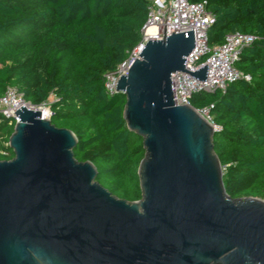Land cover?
Instances as JSON below:
<instances>
[{"label":"water","instance_id":"95a60500","mask_svg":"<svg viewBox=\"0 0 264 264\" xmlns=\"http://www.w3.org/2000/svg\"><path fill=\"white\" fill-rule=\"evenodd\" d=\"M193 30L149 39L126 74L124 118L143 137L142 197L127 200L74 155L69 128L21 104L0 160V264H264V199L226 191L214 125L174 102L172 74L204 79L186 56Z\"/></svg>","mask_w":264,"mask_h":264},{"label":"trees","instance_id":"16d2710c","mask_svg":"<svg viewBox=\"0 0 264 264\" xmlns=\"http://www.w3.org/2000/svg\"><path fill=\"white\" fill-rule=\"evenodd\" d=\"M207 1L215 15L210 45L232 31L258 38L235 62L250 80L198 92L191 104L214 105L227 193L264 199V0ZM146 18V0H0V97L15 86L32 104H49L52 123L78 138L75 157L91 160L97 180L131 201L142 197L143 137L127 127L126 95L107 93L105 74L130 57ZM14 127L0 113V160L14 157L8 145Z\"/></svg>","mask_w":264,"mask_h":264},{"label":"built area","instance_id":"2783aa9c","mask_svg":"<svg viewBox=\"0 0 264 264\" xmlns=\"http://www.w3.org/2000/svg\"><path fill=\"white\" fill-rule=\"evenodd\" d=\"M147 18L141 29V41L134 48L130 57L120 63L114 70L105 74V87L107 93L114 94L117 91V79L121 74L128 72L129 66L138 56L140 50L149 39H162L164 35L174 32L193 30L195 46L186 56V68L195 70L208 64L204 79L193 76L190 73L178 71L172 74L174 102L176 104H191V98L198 92L225 91L228 85L239 78L250 80V75L239 71L235 62L240 58L244 48L250 46L258 36L240 31L226 34L221 44L210 45L208 32L215 22V15L208 9V1L191 0H146ZM53 97V96H52ZM21 104H32L26 100L15 86H9L3 96L0 97V113L5 118H11L16 123L18 117L14 110ZM48 109L47 118H50L49 104L35 105ZM193 106V105H192ZM196 108V107H195ZM214 105L196 108L216 128L211 113Z\"/></svg>","mask_w":264,"mask_h":264},{"label":"rangeland","instance_id":"374dc122","mask_svg":"<svg viewBox=\"0 0 264 264\" xmlns=\"http://www.w3.org/2000/svg\"><path fill=\"white\" fill-rule=\"evenodd\" d=\"M52 100H53V97H51L49 101H52Z\"/></svg>","mask_w":264,"mask_h":264}]
</instances>
